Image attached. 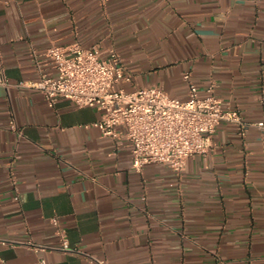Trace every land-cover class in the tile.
Returning a JSON list of instances; mask_svg holds the SVG:
<instances>
[{"label": "crops", "instance_id": "crops-1", "mask_svg": "<svg viewBox=\"0 0 264 264\" xmlns=\"http://www.w3.org/2000/svg\"><path fill=\"white\" fill-rule=\"evenodd\" d=\"M75 42L117 51L129 91L185 100L190 71L247 128L222 121L183 171L137 172L101 109L31 86L55 72L46 49ZM1 66L0 264H264V0H0Z\"/></svg>", "mask_w": 264, "mask_h": 264}, {"label": "built area", "instance_id": "built-area-1", "mask_svg": "<svg viewBox=\"0 0 264 264\" xmlns=\"http://www.w3.org/2000/svg\"><path fill=\"white\" fill-rule=\"evenodd\" d=\"M45 56L55 72H41L32 83L45 96L48 105L55 107L59 99L73 100L78 106H95L102 110L95 123L105 135L119 137V127L129 141L133 153V168L141 172L145 165L161 163L176 171H183L188 159L205 154L211 149V140L222 121L234 122L244 133L246 122L237 108H224L214 94V87L206 95L192 78L190 71L183 73L188 84L189 97H172L160 85L127 90L124 82L131 81L123 59L117 51L102 56L99 45L84 48L80 43L49 46ZM7 83L4 67H0V84ZM23 84V83H21ZM264 128V121L256 123ZM11 127L17 128L12 120ZM53 222L58 225L57 218ZM60 248L78 252L71 247L66 231L59 227ZM97 264H108L93 258Z\"/></svg>", "mask_w": 264, "mask_h": 264}]
</instances>
